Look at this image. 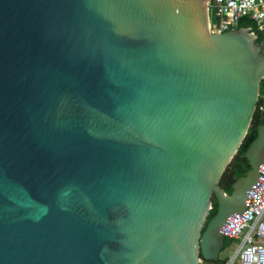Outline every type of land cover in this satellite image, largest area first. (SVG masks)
Instances as JSON below:
<instances>
[{"label": "water", "instance_id": "obj_1", "mask_svg": "<svg viewBox=\"0 0 264 264\" xmlns=\"http://www.w3.org/2000/svg\"><path fill=\"white\" fill-rule=\"evenodd\" d=\"M207 4L0 0V264L220 258L264 182L260 124L218 184L264 106V36L209 32Z\"/></svg>", "mask_w": 264, "mask_h": 264}, {"label": "built area", "instance_id": "obj_2", "mask_svg": "<svg viewBox=\"0 0 264 264\" xmlns=\"http://www.w3.org/2000/svg\"><path fill=\"white\" fill-rule=\"evenodd\" d=\"M207 11L209 32L237 29L242 17L253 21L259 32L264 31V0H211ZM253 35L257 38L256 32ZM259 173L264 175V162ZM224 238L232 243L227 255L221 257L222 264H264V182L258 184L246 207V216Z\"/></svg>", "mask_w": 264, "mask_h": 264}, {"label": "trees", "instance_id": "obj_3", "mask_svg": "<svg viewBox=\"0 0 264 264\" xmlns=\"http://www.w3.org/2000/svg\"><path fill=\"white\" fill-rule=\"evenodd\" d=\"M246 27H249L251 31L257 33L256 42H260L262 40L264 36V31L259 32L257 30L256 24L253 21L249 20V18L247 17H242L238 22L237 28H246ZM259 92L264 93V78H262L259 82ZM260 124H264V106H263V100L261 98H258L248 130L242 142L240 143L237 151L235 152V154L227 164L224 172L222 173L218 181V184L222 190L230 193L232 190V183L238 177L244 175L247 172V170L250 169V165L248 163V160L245 158L244 154L249 144L256 137L257 127ZM216 210H217V200L216 197L212 194L211 208L209 209V212L207 214L202 229H204L207 222L214 216ZM231 243H232L231 239L225 238L224 247L226 248L227 246L231 245ZM222 262H223L222 258H219L217 261H209L201 257L202 264H222Z\"/></svg>", "mask_w": 264, "mask_h": 264}, {"label": "crops", "instance_id": "obj_4", "mask_svg": "<svg viewBox=\"0 0 264 264\" xmlns=\"http://www.w3.org/2000/svg\"><path fill=\"white\" fill-rule=\"evenodd\" d=\"M227 247H228V246H227ZM227 247H226V248H227ZM226 248H225V250L222 252V253H225L224 256H226L227 253H228L227 250H226ZM221 255H222V254H221ZM224 256H220V258H221V257H224Z\"/></svg>", "mask_w": 264, "mask_h": 264}, {"label": "rangeland", "instance_id": "obj_5", "mask_svg": "<svg viewBox=\"0 0 264 264\" xmlns=\"http://www.w3.org/2000/svg\"><path fill=\"white\" fill-rule=\"evenodd\" d=\"M226 250H227V252H229V251H230V248H226ZM221 254H222V255H221ZM221 254H220V256H224L225 253H222V252H221Z\"/></svg>", "mask_w": 264, "mask_h": 264}, {"label": "flooded vegetation", "instance_id": "obj_6", "mask_svg": "<svg viewBox=\"0 0 264 264\" xmlns=\"http://www.w3.org/2000/svg\"><path fill=\"white\" fill-rule=\"evenodd\" d=\"M224 250H225V247L222 248L221 252H223ZM221 252H220V254H221ZM219 256H220V255H219ZM201 264H202V263H201Z\"/></svg>", "mask_w": 264, "mask_h": 264}]
</instances>
